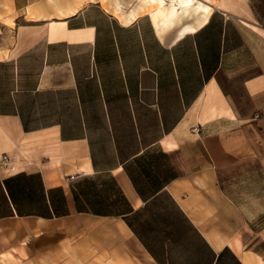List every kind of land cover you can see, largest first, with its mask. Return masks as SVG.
<instances>
[{
  "label": "crops",
  "instance_id": "0c3cea01",
  "mask_svg": "<svg viewBox=\"0 0 264 264\" xmlns=\"http://www.w3.org/2000/svg\"><path fill=\"white\" fill-rule=\"evenodd\" d=\"M150 9L0 0V164L15 167L0 168L1 246L27 239L11 224L32 247L71 224L52 247L108 238L111 264H264L246 241H264L263 195L252 211L223 178L264 171V28L244 4L202 26L191 10L157 27Z\"/></svg>",
  "mask_w": 264,
  "mask_h": 264
},
{
  "label": "rangeland",
  "instance_id": "374dc122",
  "mask_svg": "<svg viewBox=\"0 0 264 264\" xmlns=\"http://www.w3.org/2000/svg\"><path fill=\"white\" fill-rule=\"evenodd\" d=\"M241 4H244L246 7L249 6L252 9L255 15L253 21L261 24L264 28V0H242ZM230 82L231 85L234 83L233 80H230ZM237 88H239V86L233 89L236 92L233 95L235 102L238 107L241 108L243 115L249 120H252L254 114L259 112V110H257V105L249 94L244 92L241 88ZM262 131L264 132V126L262 127ZM245 170H248V173L228 175L223 178L226 187L239 203L255 211L257 208L253 207V200L251 199L260 195H263L264 198V171L263 168H260V165H254V163L247 164ZM252 226L256 230L260 228L263 229L264 215ZM19 230H22V234H27V239L19 240L9 238L2 246L0 245V264H111V256L101 253L110 251L111 240L108 238L94 239L84 236L71 239L61 250H59L58 247H52L56 246V242L65 235V232L78 234L75 230V226L71 224L51 227V234L55 233L57 238L42 240L38 246L34 247L31 246V240L28 238V223H22L20 226L19 224H11L7 232L9 234H15L18 233ZM89 234L93 235L92 232ZM246 241L249 244L259 243L258 246L264 249V241H260L259 237L248 235ZM114 244H116V241H114ZM47 245L51 247L48 250L46 248ZM99 250H101V252H99Z\"/></svg>",
  "mask_w": 264,
  "mask_h": 264
},
{
  "label": "bare ground",
  "instance_id": "6f19581e",
  "mask_svg": "<svg viewBox=\"0 0 264 264\" xmlns=\"http://www.w3.org/2000/svg\"><path fill=\"white\" fill-rule=\"evenodd\" d=\"M144 5L150 7V14L158 27L162 24L164 27L173 24L174 20L182 18L194 10L201 21L199 26L208 21L215 8L226 10H237L242 0H143ZM194 27H186L183 31L187 33L195 32ZM238 252L241 251L239 243H235Z\"/></svg>",
  "mask_w": 264,
  "mask_h": 264
},
{
  "label": "built area",
  "instance_id": "2783aa9c",
  "mask_svg": "<svg viewBox=\"0 0 264 264\" xmlns=\"http://www.w3.org/2000/svg\"><path fill=\"white\" fill-rule=\"evenodd\" d=\"M0 168H5L9 173H13L15 171V167L12 164V160L8 155L2 156Z\"/></svg>",
  "mask_w": 264,
  "mask_h": 264
}]
</instances>
